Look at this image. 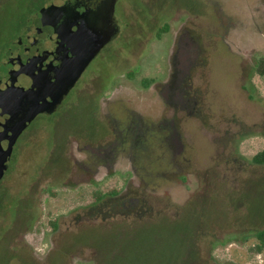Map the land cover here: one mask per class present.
I'll list each match as a JSON object with an SVG mask.
<instances>
[{"label":"rangeland","instance_id":"obj_1","mask_svg":"<svg viewBox=\"0 0 264 264\" xmlns=\"http://www.w3.org/2000/svg\"><path fill=\"white\" fill-rule=\"evenodd\" d=\"M48 1L0 0V57L12 34ZM155 9H162L160 19L205 10L201 0H119L122 37L89 65L58 110L36 117L14 147L0 183V264H264L252 234L264 228V166L252 163L264 150V77L255 74L264 32L258 36L245 14L246 46L208 50L207 63L188 66L181 112L174 113L159 94L168 77H156L169 68V39L144 49L133 65L134 40L123 39L130 32L138 40L156 38L148 31ZM117 48L120 61L112 56ZM130 67L138 74L132 81ZM106 98L113 100L103 108ZM134 115L143 127L173 121L180 148L175 160L172 151L164 155L160 135L144 133L135 153L146 147L153 157L148 166L141 162L138 177L126 160L85 173V147L112 144L114 155H134ZM88 156L87 166L97 170L99 154ZM115 190V198L96 202L97 193Z\"/></svg>","mask_w":264,"mask_h":264},{"label":"flooded vegetation","instance_id":"obj_2","mask_svg":"<svg viewBox=\"0 0 264 264\" xmlns=\"http://www.w3.org/2000/svg\"><path fill=\"white\" fill-rule=\"evenodd\" d=\"M201 1L205 8L203 14H193L189 11V13H186L187 16L184 15V18H182L181 12H172L167 17L160 19L159 14L162 9L159 11L158 9L153 10L150 16L153 28L148 31L149 33L157 32L156 38H147L148 36L145 35L138 40L135 39L136 33L134 34V32L123 34V39L131 38L134 40L133 46L135 45V49L133 52L129 49L131 65L136 62L140 63L139 60L142 61L143 57L140 56V53L144 49L150 52L153 43L160 44L164 39H169L170 47L166 57L169 68L167 72L156 77H168L163 81L159 94L170 105L174 113L181 112V77H189L187 74L188 66L207 63L209 61L206 54L208 50L221 48L232 51L233 47L246 46L241 38L242 31H245L247 26L250 25L246 24L245 14L252 17L257 24L258 36L264 32V0ZM118 2L119 0H49L46 2L33 16L26 20L23 26L12 34L9 42L3 48L0 57V92L8 89L29 90L34 86L36 91L40 88V95L48 96L47 99L50 101L51 93L47 88L57 82L60 70L66 62L73 63L75 59L81 56L89 57L93 55L90 65L109 45L122 37L116 18ZM189 17L203 18L205 23L200 26L193 25L192 21L188 22ZM161 21H163L162 26H160ZM201 34H205L207 37ZM81 42H84V44L80 46ZM117 50L118 48L115 49L112 56L120 61L122 60L121 53L120 51L117 53ZM132 68L130 67L129 72L126 74L129 81H132L133 77H138V74L131 73ZM140 77H151V75ZM152 85L154 83L149 87H152ZM172 87H174V90L169 91ZM111 100L113 99L106 98L103 102V108ZM2 112L3 109L0 107V131L3 130L2 125H5L9 120V115H1ZM133 112L135 113V111ZM109 122L115 126L114 121L110 120ZM155 122L156 124L148 122L146 127H143L142 118L134 115L133 127L130 133L134 151L132 156H129L130 154L114 155L109 150L112 144L108 147H85L82 150L85 173L94 175L101 169L109 171L115 168L120 161L126 160L132 174L138 177L143 171L141 162L144 161L148 166V162L153 157L152 153L146 151V147L144 148V154L135 153L139 148L137 143L142 137L140 135L144 133L153 135L155 132L156 135H160L162 149L168 152L164 155L169 156L172 151L171 157L175 160L180 148L179 135L176 138L174 137L176 128L173 126V121L169 123L164 119ZM113 131L120 135L118 128ZM2 144L4 148H7L8 141H4ZM88 153L99 154V160L97 161L100 164L95 167L97 170L87 166L90 160ZM164 155L162 158H164ZM156 158H160V156L157 157L156 155Z\"/></svg>","mask_w":264,"mask_h":264},{"label":"water","instance_id":"obj_3","mask_svg":"<svg viewBox=\"0 0 264 264\" xmlns=\"http://www.w3.org/2000/svg\"><path fill=\"white\" fill-rule=\"evenodd\" d=\"M83 40L85 42V38ZM84 42H81L80 46ZM92 58L93 55L81 56L73 63L66 62L63 65L57 82L47 88L51 93L50 101L47 99L48 96L40 95V88L36 91L34 86L29 90L8 89L0 92V107L3 109L1 115H9L8 122L2 125L3 130L0 131V182L8 170V163L17 139L38 115L53 114L57 110ZM4 141H8L7 148L3 147Z\"/></svg>","mask_w":264,"mask_h":264},{"label":"trees","instance_id":"obj_4","mask_svg":"<svg viewBox=\"0 0 264 264\" xmlns=\"http://www.w3.org/2000/svg\"><path fill=\"white\" fill-rule=\"evenodd\" d=\"M255 74L259 75L260 77H264V57L257 61L256 67H255ZM248 90L252 93L251 88H249ZM250 95L252 98V94ZM252 163L258 166H264V150L257 153L252 158ZM105 196L109 198H115L116 196H118V193L116 190L108 193L107 195H102L100 193H97L96 202L101 201L103 197ZM252 234L255 239L254 252L261 254L262 252H264V228L254 231Z\"/></svg>","mask_w":264,"mask_h":264}]
</instances>
